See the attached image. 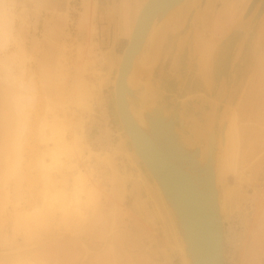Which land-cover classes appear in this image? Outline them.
I'll list each match as a JSON object with an SVG mask.
<instances>
[{"label": "rangeland", "instance_id": "1", "mask_svg": "<svg viewBox=\"0 0 264 264\" xmlns=\"http://www.w3.org/2000/svg\"><path fill=\"white\" fill-rule=\"evenodd\" d=\"M127 1L134 3V0ZM223 1L217 0L213 17L215 42L233 25L249 2L229 0L225 6ZM17 2L16 9L22 13L19 12L16 20L15 33L20 45L24 44L27 56L24 64L27 73H34L38 89L32 128L48 100L56 109L59 104L64 106L73 124L77 128L83 126L84 144L89 153L88 159L81 161V165L90 163L95 168V180L102 190V199L95 212H90L92 214L87 218L82 233H77L74 225L69 224L67 228L59 224L57 217L52 218L49 230L43 231L45 233L37 240L28 244L19 235L10 245L0 246V252H11L0 254V264H14L23 257L37 256V252L53 256L49 260L44 258L51 264H89L92 261L94 264H184L168 214L154 186L122 141L114 114V70L110 69L114 62L111 56L119 62L128 38L115 27H112L110 35L107 34L104 17L108 4L117 13L124 11V0H96V6H93L94 0ZM188 6L189 2L184 9L185 15ZM185 15L177 18L178 26ZM17 43L11 41L6 52L16 49ZM212 47L210 42L199 44L204 57ZM4 53L0 51V56ZM253 56L251 76L245 87L243 85L244 89L242 87L240 90L244 98L230 116L228 125L231 124V127L227 126L224 210L229 208L234 194L237 195L235 209L225 218L227 264H246L264 209V18L256 37L255 54L249 56V62L253 61ZM150 66L146 67L148 72ZM99 71L103 76H108L107 79L102 76L101 86ZM242 74L237 75L240 77ZM16 90L18 88L0 80V167L1 150L11 127L7 117L9 94ZM80 91L86 92V100L97 103V106L77 104ZM91 114L96 115V119ZM234 129L231 136L229 131L233 132ZM36 146L34 135H31L27 147L28 162L33 160L32 149ZM104 150L109 160L99 155L105 153ZM239 171H249L251 174L247 180H243L238 178ZM37 186L34 182L25 183L26 204H29V200L39 199L35 189ZM4 226V231L12 235L11 221H6ZM38 241L35 248H28Z\"/></svg>", "mask_w": 264, "mask_h": 264}, {"label": "water", "instance_id": "2", "mask_svg": "<svg viewBox=\"0 0 264 264\" xmlns=\"http://www.w3.org/2000/svg\"><path fill=\"white\" fill-rule=\"evenodd\" d=\"M183 1L143 2L116 67L111 56L114 114L122 141L168 214L184 264H227L225 218L237 196L222 208L227 126L251 76L254 56L248 59L264 0H249L218 42L212 30L217 0H192L175 26L170 16ZM155 32L164 37L146 74L143 58ZM207 42L213 47L205 58L199 44ZM250 174L239 171L238 178Z\"/></svg>", "mask_w": 264, "mask_h": 264}, {"label": "bare ground", "instance_id": "3", "mask_svg": "<svg viewBox=\"0 0 264 264\" xmlns=\"http://www.w3.org/2000/svg\"><path fill=\"white\" fill-rule=\"evenodd\" d=\"M191 1H183L173 10L170 17L175 26H178L176 21L179 14L184 11L183 7L188 2L190 5ZM224 1L226 6L229 0ZM17 4V0H0V51L5 52L0 56V80L18 88L9 94L7 117L11 122V127L1 150L0 246L10 245L13 239L19 235L28 244L37 240L45 233L43 231L49 230L51 219L55 217L59 219L61 226L71 224L75 226L77 233H82L87 218L92 214L90 212H95L102 199V190L95 180V168L91 167L90 163L81 165V161L85 162L86 158L88 159L89 153L86 144H84L86 138L82 130L83 126L80 125V128H77L73 124L64 106L58 103L56 109L48 100L38 116L35 127L32 128L31 122L38 103V89L34 73H27V67L24 64L27 57L23 48L24 44L20 45L15 33L17 30L16 20L21 12L16 9ZM93 6H96V0H94ZM139 9L140 7L137 9L132 26ZM132 26L131 29L129 28L130 30H132ZM125 27L124 29H126ZM163 37L162 32H155L143 58L145 65L150 66L151 64L152 66L155 63ZM11 41L18 42V46L13 51L6 52ZM205 58L207 57L205 56ZM204 69L205 75L208 74V64L204 65ZM98 74V80H100V84H98L101 86L103 77L107 79L108 76H103L100 71ZM47 78L50 76L47 75ZM94 89L96 90V87ZM76 101L77 104L87 107H95L97 104L88 102L86 92L81 91ZM234 131L235 129L233 132L230 130L229 134L232 136ZM31 135H34L37 146L32 149L33 160L28 162L27 147L30 145ZM241 142L244 144L243 141ZM241 142H239L240 146ZM99 155L106 157L107 153L105 151ZM106 159L108 158L106 157ZM109 165L108 167H110ZM26 182L38 184L35 189L39 199L29 200V204H26L28 201L25 191ZM222 208L225 209L226 205L223 204ZM8 220L11 221L12 235L4 231V225ZM14 264L51 263L37 255L27 259L23 257Z\"/></svg>", "mask_w": 264, "mask_h": 264}, {"label": "crops", "instance_id": "4", "mask_svg": "<svg viewBox=\"0 0 264 264\" xmlns=\"http://www.w3.org/2000/svg\"><path fill=\"white\" fill-rule=\"evenodd\" d=\"M145 0H134V3H132L133 1H131L130 3L127 0H124V11H119V13L116 12V10L112 9L110 7V4H108V7L105 9V27H106V31L107 34L110 35L112 27H115V29H119L121 30L124 34L122 36L128 38L129 33L131 32V26H132V20L135 14V10L136 8L141 7V5L143 4ZM128 26V28L126 30H124V26ZM130 28V29H129ZM129 32V33H128ZM118 62V59L115 58V66L116 67V63ZM111 69V68H110ZM97 106V105H96ZM95 112V111H94ZM95 114H97L95 112ZM96 115H92L91 117L95 118ZM94 120V119H93ZM263 215V217H262ZM262 215L260 217L259 223L255 229L254 232V236L251 242V246H250V252L248 255V259L246 264H264V209L262 212ZM37 252V255H43L40 257H43L45 259H48L50 257H53L51 255H46V253L42 252ZM89 264H94V261L90 262Z\"/></svg>", "mask_w": 264, "mask_h": 264}]
</instances>
